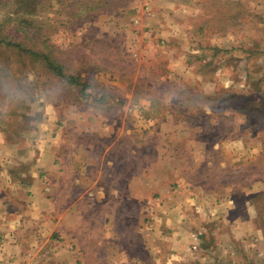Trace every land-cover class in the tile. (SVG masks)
Masks as SVG:
<instances>
[{"label":"rangeland","instance_id":"1","mask_svg":"<svg viewBox=\"0 0 264 264\" xmlns=\"http://www.w3.org/2000/svg\"><path fill=\"white\" fill-rule=\"evenodd\" d=\"M2 2L0 134L31 158L49 147L63 164L43 173L48 204L63 213L49 250L59 264H166L168 247L151 252L144 237L182 218L160 207L177 191L192 202L191 255L169 264H217L224 240L244 255L213 225L227 216L264 227V0H36L32 15ZM7 42L49 54L66 77ZM17 183L12 200L28 202L30 176ZM229 198L237 209L212 211ZM90 238L108 244L88 258Z\"/></svg>","mask_w":264,"mask_h":264},{"label":"crops","instance_id":"2","mask_svg":"<svg viewBox=\"0 0 264 264\" xmlns=\"http://www.w3.org/2000/svg\"><path fill=\"white\" fill-rule=\"evenodd\" d=\"M172 32L174 33L175 30H172ZM90 131L88 130V133H91ZM16 146L17 145L4 140L0 134V264H59L62 262L61 258L57 257V253L52 252L50 254L49 250L53 251L51 249L53 245H50V243L55 242V240L52 241V238L58 236L61 239L63 236V213L60 210L61 213L55 215L56 207L48 204L47 197L43 191V182H45L44 178L50 176L52 171H59L63 164L60 159H58L59 161L57 162V157L51 156L52 152L49 147L34 146L35 149L38 150L32 153L34 158H36V161L33 163L34 158L30 157L31 152L28 151L27 154H25V151L20 152L17 150ZM90 153L87 149L86 154L89 160L87 164L92 163L89 158ZM103 160L105 166H114L113 161L109 160L108 157ZM71 163L72 171H74L77 166L74 157L71 159ZM25 164L32 165L29 171L24 173L21 172L19 177H13L10 174V168H18ZM43 173H46V176L43 175ZM28 175L30 176L32 184L27 187L29 189L25 192L28 193L27 195H29L30 200H27L28 202L26 203L18 204L16 201L12 200L17 195L16 191L19 190L20 185L17 182L23 179L26 180ZM6 186L9 188L8 192ZM178 192L180 191L173 193L172 196L174 198L172 199V204L168 203L160 207H162L161 211L165 212L168 216L171 215L176 218V215H182V218L174 220L168 218L165 222L156 221V223L151 225L150 231H147L144 237L146 247H148L151 252L155 250L159 253L162 245L168 247L172 253L170 259H165L166 264L172 263L173 260H186L188 256L191 255L188 254L187 242L189 240V235H191L189 232L188 210L192 202L188 194L180 192V195H176ZM247 196H250V193H248ZM250 197L246 201V208L249 205L248 201L251 200ZM200 200H202V198ZM212 205L211 203V206ZM234 209H237V204L233 198L226 199L224 202L212 206V211L214 212L227 211L231 213ZM250 210L253 209L250 208L249 211ZM74 212L76 211L74 210ZM254 225V223L248 221V218L244 220L239 217L228 218L225 216L222 220H217L213 225L216 238L221 241L220 237L224 234L223 230L229 229L231 232L230 236L238 242L239 247L245 249V254L240 255L231 244H228V242L224 240V245L220 244L219 248L221 251L224 250V253L226 252L227 254H221L218 258L216 257L213 260L216 261L217 264H253L257 260L254 255L255 249H260L261 264H264V227L262 230H255ZM206 233L209 234V232ZM91 239L93 238L87 239L88 241L85 243L88 247L84 251L85 254L90 249L91 245L108 244L107 239L104 240V238H94L96 240ZM73 241H76L75 244L80 246H77L78 249L83 250L84 247L79 244L80 241ZM57 243L59 242L57 241ZM118 255H116V257H119ZM86 256L89 258V253L88 255L86 254ZM90 256L96 257V254L90 252ZM122 257L123 259H127V255ZM130 258L133 260L132 264H140L135 256H130ZM101 260L104 259L102 258ZM156 261L157 258L155 263ZM84 263L88 264V262Z\"/></svg>","mask_w":264,"mask_h":264},{"label":"trees","instance_id":"3","mask_svg":"<svg viewBox=\"0 0 264 264\" xmlns=\"http://www.w3.org/2000/svg\"><path fill=\"white\" fill-rule=\"evenodd\" d=\"M17 3L19 5L20 9H22V11L25 14H27V15H32V13L35 11V8L37 7L36 0H15V4H13V9H15L18 13H19V11L17 10ZM1 5H5L2 2V0H0V6ZM21 23H25L23 21V19H22ZM30 25L31 24H29V26ZM29 26H28V28H29ZM28 28H26V29H28ZM3 41L4 40H0V42H3ZM7 45L8 46H11V45L12 46H15L19 50H24V51L30 53L31 54L30 55L31 57H33L37 61H41L50 71H52L53 73H55L56 76H62V75H64L63 72H62V66L59 64V62L57 61V59L53 58L49 54L42 53V52H40L38 50L22 48V46H21L20 43H13L12 44L10 42H7ZM67 78H69V81L75 82V80L71 79V76H68Z\"/></svg>","mask_w":264,"mask_h":264},{"label":"clouds","instance_id":"4","mask_svg":"<svg viewBox=\"0 0 264 264\" xmlns=\"http://www.w3.org/2000/svg\"><path fill=\"white\" fill-rule=\"evenodd\" d=\"M6 95H7V93H6ZM23 93H20L19 91L17 92V94H16V99H17V101H20V100H23Z\"/></svg>","mask_w":264,"mask_h":264}]
</instances>
